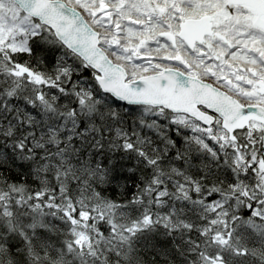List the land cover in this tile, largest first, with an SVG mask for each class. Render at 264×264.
<instances>
[{"label": "snow or ice", "instance_id": "obj_1", "mask_svg": "<svg viewBox=\"0 0 264 264\" xmlns=\"http://www.w3.org/2000/svg\"><path fill=\"white\" fill-rule=\"evenodd\" d=\"M0 264H264V0H0Z\"/></svg>", "mask_w": 264, "mask_h": 264}]
</instances>
